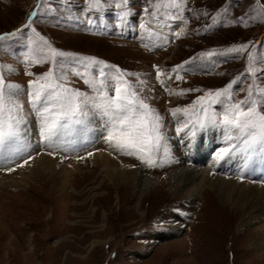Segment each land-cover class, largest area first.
<instances>
[{
  "label": "rangeland",
  "instance_id": "obj_1",
  "mask_svg": "<svg viewBox=\"0 0 264 264\" xmlns=\"http://www.w3.org/2000/svg\"><path fill=\"white\" fill-rule=\"evenodd\" d=\"M39 2L40 9L31 28L11 41L0 42V65L15 69L5 70V79L24 87L19 99L37 143L36 116L28 104L26 91L28 81L35 77L25 73L41 74L49 64L25 67L29 37L38 39L32 28L57 49L95 56L129 73L140 74L126 77L133 84L137 79L145 81L142 96L164 117L175 162L148 167L135 157L113 152L125 171H135L142 178L149 177L150 185H158L166 183L168 176L185 164H195L212 177L225 180L221 183L222 190L235 198L236 203L223 207L208 190L188 196L183 190L174 193L167 184L155 190L142 188L145 196L123 187L119 202L116 191L102 178L93 154L88 155L95 148L78 152L71 150L69 143L54 151L38 143L37 151H27L16 162L0 166V264H264V239H261L264 222L244 219L246 203L237 199L238 189L226 182L264 186L262 176L253 174L264 170V157L246 159L236 155L217 165L215 152L225 145L219 142V133L213 132L214 140L210 131L214 144L211 152L208 150V159L199 165L192 163L190 152L176 138L177 123L168 111L190 104L203 94L201 91L169 95V91L223 87L244 71L247 54L226 62L217 58L215 65L196 60L180 71L179 80L172 73L175 65L201 52L222 51L234 44L251 42L248 51L255 45L258 54L264 53V0H185L186 22H169L171 26L163 28L145 19L149 0H130L133 14L126 24L120 23L117 13L127 9H116L111 0L102 14H85L84 0ZM37 3L38 0H0V34L25 25ZM225 8L226 14L222 13ZM218 12L222 23L206 30ZM241 17L247 20L246 25L230 23ZM89 18L95 23L89 25ZM142 22L147 28H141ZM176 32L181 35L176 36ZM154 65L161 69L164 86L156 78ZM69 75L71 86L90 92L79 77ZM250 83L251 78H245L235 86L237 99L246 95L240 89L246 90ZM259 83L264 86V79ZM93 123L102 126L99 117ZM53 152L58 161L55 168L32 165L36 153ZM193 158L196 160V156ZM249 197L251 205L264 209V193Z\"/></svg>",
  "mask_w": 264,
  "mask_h": 264
},
{
  "label": "snow or ice",
  "instance_id": "obj_2",
  "mask_svg": "<svg viewBox=\"0 0 264 264\" xmlns=\"http://www.w3.org/2000/svg\"><path fill=\"white\" fill-rule=\"evenodd\" d=\"M82 11L87 13H105L108 0H84ZM116 9L120 10L117 17L121 24H126L133 14L130 0H111ZM40 9L38 0L28 21L21 28L0 34V42L11 41L20 36L25 29L31 28L33 17ZM151 9V11H149ZM185 0H149L145 8V19L155 22L159 28L170 27L169 22L184 21ZM227 13V8L222 10ZM162 17V18H161ZM103 22V15L98 17ZM244 22V17L231 20L230 23ZM95 21L88 19L91 25ZM221 21V12L212 17L213 27ZM141 28H147L142 22ZM183 31V30H182ZM32 32L38 39L29 37L28 51L25 55V67L34 64L48 63L47 71L35 74L26 71V75L34 76L27 84L28 104L35 113L38 126L39 143L56 149L66 144L75 143L78 138L91 131L90 125L96 117L102 121L101 131L106 132L105 142L114 150L138 159L148 167L163 166L175 162L169 144L164 117L142 96L145 81L137 79L133 84L126 77L137 76L117 65L109 64L95 56L67 52L54 47L34 28ZM152 35V30H149ZM176 36L181 32H176ZM249 43L234 44L217 51L215 49L201 52L196 57L175 65L172 73L176 79H182L180 71L196 60L211 61L214 65L217 58L238 59L247 54L246 67L243 72L223 87L215 89H180L169 91V95H185L189 92H201L190 104L168 109L177 123L176 138L188 152H194L203 141V134L212 131L219 133V147L214 159L217 164L236 155L246 159L259 155L264 157V86L259 83L264 79V53L258 54L256 46L248 51ZM156 68V78L162 86L165 81L160 79L161 69ZM15 69L8 65H0V159L17 155L31 147V128L20 102V95L25 91L18 83L6 81L4 71ZM79 77L90 89L83 91L71 86L70 75ZM172 76L169 75V79ZM245 78H251L243 98L237 99L235 86ZM137 85L140 91H137ZM49 154H54L49 153ZM92 155V153H88ZM31 159V156H29ZM28 163L27 160L24 161ZM23 166V165H20ZM8 171H13L8 168ZM243 179V176L241 177Z\"/></svg>",
  "mask_w": 264,
  "mask_h": 264
},
{
  "label": "bare ground",
  "instance_id": "obj_3",
  "mask_svg": "<svg viewBox=\"0 0 264 264\" xmlns=\"http://www.w3.org/2000/svg\"><path fill=\"white\" fill-rule=\"evenodd\" d=\"M91 131L87 134L82 135L78 138V141L75 143L70 144V149L75 150L78 152H82L83 150H86L88 148H95V152L93 154V160L96 165H98L101 169V176L102 178L108 182L112 188L116 191V194L118 195V201L121 200V188L126 187L129 189V191H132L133 193L140 194L141 196L146 194L143 192L142 188H149L152 190H155L156 187H159L162 184H167V187L169 190H172L175 192H181L182 190L186 192L188 196H194L199 193L204 192L205 190H208L213 193V195L222 203V206H233L235 202V198L228 196L225 194V192L222 190V182L224 183L225 180L221 179L220 177H212L207 173L206 170H202L199 167L185 164L180 169H177L174 173L168 174V181L166 183H160L158 185H150L149 182L151 180L148 178H142L141 175H136L134 172L128 170L125 171L124 168L121 167V162L119 159L114 158V153L116 150L109 147V145L105 142L104 139V131H101V126L98 127L94 123L90 125ZM203 141L199 144V147L196 151L190 152V157L194 162L192 163H201L206 162L208 159V150L210 149L213 138L211 136V132H207L203 135ZM32 133H30V140H31V147L28 148L26 151L21 152L14 156H9L4 159H0V166H7L12 162H16L19 160L25 152H31V151H37V148L39 144L37 141L33 140ZM41 145V144H40ZM33 151V152H34ZM114 156V157H113ZM196 156L195 158H193ZM257 158L261 157L259 155L256 156ZM190 159V158H189ZM260 159V158H259ZM61 160V159H60ZM62 161V160H61ZM232 161V160H231ZM58 161L56 160V156L54 154H39L36 153V158L33 159L31 162L32 165L35 164L37 166H48L50 169L55 168V163ZM228 162V161H227ZM230 162V161H229ZM264 162V161H263ZM198 164V165H199ZM244 164V163H243ZM245 164H249V161H245ZM244 164V168L245 167ZM218 165V164H217ZM232 165V164H231ZM230 165V166H231ZM238 165V164H237ZM228 167H224L228 169ZM207 167V166H206ZM260 165L257 166L259 168ZM222 168V170L224 169ZM264 168V165L262 166V169ZM141 170V169H140ZM232 170V168H231ZM244 170V169H242ZM264 171V170H262ZM259 171L258 173H253L256 176H262V179H264V173L262 174ZM139 173V171H137ZM136 172V173H137ZM254 172V171H253ZM248 174V173H247ZM251 174V173H250ZM252 174V175H253ZM144 176V175H143ZM158 178V177H156ZM158 180V179H156ZM246 180V179H245ZM249 180V179H248ZM153 182V181H152ZM226 182H231L233 187L238 189V200H244L243 203H246L245 213H244V219L248 221L250 220H256L258 219L259 222H264V209L261 207H254L255 205H251L250 203L253 202L250 200L249 196H252L253 194L255 196L259 195L260 193H264V186L262 185H251L247 183L237 182L234 180H228ZM109 186V185H108ZM179 188V189H178ZM145 196V195H144ZM200 196V195H199ZM196 197V196H195ZM206 200V199H205ZM117 202V201H116ZM221 206V207H222ZM260 211V212H259ZM263 212V213H261ZM256 213V214H254ZM261 213V214H260ZM264 231V228H263ZM264 239V236L261 238Z\"/></svg>",
  "mask_w": 264,
  "mask_h": 264
}]
</instances>
